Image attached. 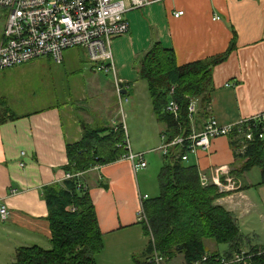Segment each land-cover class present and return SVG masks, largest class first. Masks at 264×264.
<instances>
[{"label": "crops", "instance_id": "obj_1", "mask_svg": "<svg viewBox=\"0 0 264 264\" xmlns=\"http://www.w3.org/2000/svg\"><path fill=\"white\" fill-rule=\"evenodd\" d=\"M148 1V5L125 14L129 30L112 41L116 78L122 84L121 98L113 76L101 73L113 78L112 102L116 99L121 103L124 97L129 104L138 99L135 83L143 81L139 76L140 62L155 44L172 51L177 66H183L224 54L234 39V48L226 60L211 71L210 103L206 115L196 113L191 121L192 132H200L210 118L220 125H229L264 114V0ZM124 2L129 7L128 0ZM177 12L183 14L175 17ZM216 17L220 19L215 20ZM1 39L2 34L0 43ZM66 58L72 63L68 55L63 61ZM90 69L93 70L91 65ZM147 95L151 105L148 92ZM85 101V96H79L75 102ZM81 111L84 110L75 104H67L64 108L52 105L20 114L6 108L0 113V205L8 210L7 219H0V264H12L18 248L47 249L50 245L42 189L64 180L66 148L81 140L82 126H104L99 125L96 114L91 120L80 119ZM115 118L105 126H112ZM230 141L227 137L213 139L209 149L189 155L186 163L196 166L199 175L209 177L218 168L235 169L243 161L235 159ZM156 148L150 149L151 153L159 152ZM138 172L128 161L119 160L94 167L84 176L103 234L104 248L96 264H133V255L143 251L149 241L138 223L140 199L147 195L142 193ZM250 172L238 178L237 192L225 193L216 201L237 221L252 211L264 213L263 177L253 178ZM242 235L248 238L249 247L264 248V240L255 228ZM178 256L185 264L182 255Z\"/></svg>", "mask_w": 264, "mask_h": 264}, {"label": "trees", "instance_id": "obj_2", "mask_svg": "<svg viewBox=\"0 0 264 264\" xmlns=\"http://www.w3.org/2000/svg\"><path fill=\"white\" fill-rule=\"evenodd\" d=\"M233 48L234 39L224 54L183 66H177L172 51L158 44L144 55L139 76L146 83L152 113L163 125L160 136L164 143L191 134V121L196 116L189 117L192 100L198 101V115H206L211 71L226 60ZM171 87H174L172 96L169 95ZM171 98L179 106L177 117L166 111ZM123 128L122 123L99 129L82 126L81 140L66 148L68 164L64 170L72 177L42 189L51 232L50 248H18L12 264H96L104 248L103 234L84 176L94 167L122 159L126 154L123 143L127 139ZM230 142L235 159L243 161L230 170L235 180L239 182L243 174L258 167L264 182V139L248 142L243 154L236 152L239 147L236 141L231 139ZM186 151L184 142L167 155L162 154L159 195L142 202L147 223L138 222L149 241L143 251L133 255V264H153V251L170 260L182 255L185 264H215L213 260L202 262V257L230 258L246 244L248 248L244 251L250 256L248 264H264V248L249 247L248 238L241 234L235 216L216 203L225 193H220L214 185L203 186L197 167L181 160ZM205 240L225 244L227 250L223 254H209L204 247Z\"/></svg>", "mask_w": 264, "mask_h": 264}, {"label": "built area", "instance_id": "obj_3", "mask_svg": "<svg viewBox=\"0 0 264 264\" xmlns=\"http://www.w3.org/2000/svg\"><path fill=\"white\" fill-rule=\"evenodd\" d=\"M128 2L129 7L124 0H0V11L6 14V25L0 43V70L40 58H48L54 64L61 65L67 50L79 48L86 53L88 63L94 71L113 76L117 95L121 98L122 84L116 78L112 41L129 30L125 14L131 9L149 4L148 0ZM182 14L183 12H177L174 16L179 17ZM173 93L174 87H171L169 95L172 96ZM166 111L175 117L178 115L179 106L172 98L166 106ZM188 112L192 119L197 113L196 100L190 102ZM116 124L114 122L113 126ZM220 137L236 141L239 145L236 152L243 154L248 142L264 139V114L229 125H220L210 118L203 124L200 132H192L185 138L177 137L170 143H163L158 150L167 155L173 147L181 146L185 142L187 151L181 156V160L186 162L189 155L198 150L209 149L211 141ZM123 144L126 154L121 160L128 161L135 172L145 169V154L133 152L127 139ZM71 177L65 174L64 179ZM200 181L203 186L214 185L220 193H230L240 188V181L235 180L225 168H218L210 177L200 175ZM147 199V195L141 196L137 212L139 221L145 223L147 219L142 202ZM7 217V207L0 205V219L5 221ZM153 252V264L170 263L168 257ZM249 258L245 251H240L232 254L230 258L219 256L211 259L210 256L204 255L202 262L213 260L215 264H248Z\"/></svg>", "mask_w": 264, "mask_h": 264}, {"label": "rangeland", "instance_id": "obj_4", "mask_svg": "<svg viewBox=\"0 0 264 264\" xmlns=\"http://www.w3.org/2000/svg\"><path fill=\"white\" fill-rule=\"evenodd\" d=\"M5 25L6 14L0 11V37ZM64 55H68L72 63L66 61V58L61 65H57L51 59L40 58L20 66L0 70V101H3V105L0 102V113H4L6 108L15 114H20L52 105L64 108L67 104H75L84 110L78 113L82 120H91L96 114L99 125L105 126L116 117V123L124 124L131 149L143 150L140 153L145 154L147 168L145 171L138 172L139 181L143 187L142 193H146L151 199L157 197L159 195L158 174L163 165V158L161 151L152 152L155 154L151 151L154 150L152 148H159L164 143L160 136L163 125L157 122L152 113L145 82L135 83L138 91V99L135 102L125 103L124 97L121 103H118L116 99L112 102L111 99L115 98L112 93V76H105L91 70L86 53L82 49L67 50ZM79 96H85L86 101L82 104L75 102ZM127 99L129 101L128 96ZM250 171L251 177L260 178L261 170L258 167ZM234 192L237 191L230 193ZM240 210L243 212V205ZM263 214L260 211H252L242 215V219L237 221L240 232L244 234L246 230L253 227L259 232L261 240H264ZM204 247L207 252L220 254L227 250V245L216 244L210 240L204 241ZM246 249L242 247L239 251ZM176 257L173 264H182L181 256Z\"/></svg>", "mask_w": 264, "mask_h": 264}]
</instances>
